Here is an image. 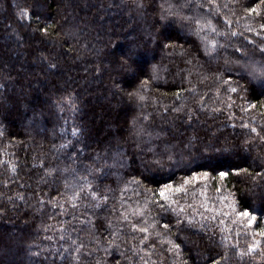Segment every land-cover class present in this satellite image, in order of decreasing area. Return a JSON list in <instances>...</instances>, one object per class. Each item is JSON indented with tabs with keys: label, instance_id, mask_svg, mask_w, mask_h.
<instances>
[{
	"label": "trees",
	"instance_id": "1",
	"mask_svg": "<svg viewBox=\"0 0 264 264\" xmlns=\"http://www.w3.org/2000/svg\"><path fill=\"white\" fill-rule=\"evenodd\" d=\"M262 25L264 0H1L0 264H264Z\"/></svg>",
	"mask_w": 264,
	"mask_h": 264
},
{
	"label": "snow or ice",
	"instance_id": "2",
	"mask_svg": "<svg viewBox=\"0 0 264 264\" xmlns=\"http://www.w3.org/2000/svg\"><path fill=\"white\" fill-rule=\"evenodd\" d=\"M248 11H250V12H255V9H248ZM21 14H22V15H26L27 13H21ZM198 23H199V22H198ZM261 27H264V25H262ZM41 30H42L43 32H45V33L47 32V28H43V29H41ZM249 30H251V29H249ZM212 31L215 32L216 29H215V28H212ZM217 34H219V33H217ZM232 35L235 36V35H237V33L233 32ZM210 43H211V45H212L213 48L216 46V42H215L214 40H213V41H210ZM262 51H264V49H262ZM127 64H128V57H124V58L121 60V65L124 66V65H127ZM253 75H255V71H253ZM261 75H264V71L261 72ZM231 91H232V92H236V88H231ZM141 99H143V97H141ZM253 131H255V129H253ZM74 134H75V133H74ZM62 147H63V146H62ZM13 170H14V169H13ZM52 171H53V170L49 169L48 172H47V174L51 175ZM219 175H220L221 179H223V178H225L228 174H227L226 172H221ZM186 182H187V181H186ZM170 189H171V190H174L175 192H181V191H183V187H182V186H180V187H176V188L173 189V186H172V185H165V186L160 190V192H159L160 197H161L162 200L165 201V202H167L168 199H169V197H168V195H167V192H168ZM81 191H83V189H81ZM20 198L22 199V197H20ZM78 198H79V195H78V194H74L73 197H72L73 200L78 199ZM93 198L95 199V194H94V193H93ZM53 206H56V205L53 204ZM75 206H76V205L73 204V207H75ZM166 206H167L166 204H161V205H160L161 208H164V207H166ZM180 210L183 211V209H180ZM240 215H242V216H246V217H250V218H249V221H248L249 225H251V224L253 223V221L255 220V217H254V216H251V214H250L249 212H243V213H240ZM133 228H135V225H133ZM163 228L167 229V228H169V225H168V224H164V225H163ZM139 231H141V232H146L147 229H146V228H140ZM112 235H113L114 237H117V234H116V233H112ZM157 235H159V233H157ZM259 235L262 236V237H264V229H262V230L260 231ZM117 238H118V237H117ZM114 242H115V241L113 240V241H110L109 243H110V245H111V244H113ZM73 243L75 244L76 242L73 241ZM257 243H258V242H257ZM255 246H256V244H253L252 246H250L249 249H248V251H249V252H252V251L254 250ZM175 247H178V245H176ZM76 251L79 252V248H77Z\"/></svg>",
	"mask_w": 264,
	"mask_h": 264
},
{
	"label": "rangeland",
	"instance_id": "3",
	"mask_svg": "<svg viewBox=\"0 0 264 264\" xmlns=\"http://www.w3.org/2000/svg\"><path fill=\"white\" fill-rule=\"evenodd\" d=\"M1 1V0H0ZM14 5V4H13ZM3 8V7H2ZM11 8H12V6H11ZM13 9V8H12ZM14 10V9H13ZM15 11V10H14ZM16 19L18 20L19 19V17H17L16 16ZM36 61H32L31 62V65L32 66H36ZM47 81H48V79H46ZM114 83H115V85H117L118 84V81L117 80H114ZM60 101V100H59ZM62 102V101H61ZM126 102H130L129 100H126ZM54 104H56V103H54ZM102 106V107H101ZM100 107H96V110H95V120L97 121V122H100L101 124H102V122L104 123V121H105V124H102L103 125V127L106 125V122H109L114 116H116L117 115V111H115L114 109H112V108H110V113H113V115L112 116H110L109 115V117L106 115V109L104 108V105H101ZM54 107V106H53ZM57 110L59 111L60 109H58V107H57ZM61 111L63 112V110L61 109ZM108 117V118H107ZM112 122V121H111ZM100 124V125H101ZM111 129V128H110ZM114 130V129H113ZM112 129H111V134L112 133H115V131H113ZM245 220H247L246 218H244V221ZM231 221H234L235 222V220H231ZM243 228L244 229H247L248 228V226H249V224L248 223H244L243 222ZM254 243L253 244H256V246H255V248L257 247V242L258 241H253Z\"/></svg>",
	"mask_w": 264,
	"mask_h": 264
}]
</instances>
